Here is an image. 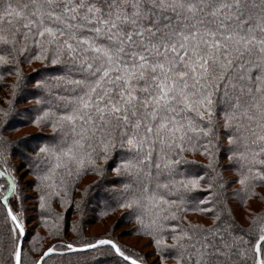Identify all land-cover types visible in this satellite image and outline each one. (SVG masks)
<instances>
[{
    "label": "snow or ice",
    "instance_id": "6c2138e0",
    "mask_svg": "<svg viewBox=\"0 0 264 264\" xmlns=\"http://www.w3.org/2000/svg\"><path fill=\"white\" fill-rule=\"evenodd\" d=\"M22 58L44 65L31 88ZM13 74L0 107V264H264V205L250 203L264 202V0H0V81ZM21 115L54 136L28 152L27 137L5 135ZM117 158L118 186L105 180ZM89 173L77 215L98 195L100 215L122 210L132 227L119 235L147 237L151 252L113 238L118 221L89 238L77 220L68 237L52 204L67 208ZM30 210L55 242L29 239ZM189 211L211 223H173Z\"/></svg>",
    "mask_w": 264,
    "mask_h": 264
},
{
    "label": "trees",
    "instance_id": "16d2710c",
    "mask_svg": "<svg viewBox=\"0 0 264 264\" xmlns=\"http://www.w3.org/2000/svg\"><path fill=\"white\" fill-rule=\"evenodd\" d=\"M20 67L22 69L23 75L25 76V78L28 80V84H29V88H31V85L33 83H35L36 79H39L40 75H42L43 73H37V72H33V69H42L44 67V65H42L40 62H32V63H28L27 61L21 60V64ZM49 68L51 69V66H49ZM52 75H55L56 72L55 71H51ZM15 79L14 74L11 76L6 75L4 77V79L2 81H0V107H7V105L4 103L5 100H9L12 99L11 96V91L12 89L9 87V85L11 83H13ZM55 92V89H54ZM40 93H37V95H39ZM32 103H34V101L29 98L28 100H22L17 104L18 108H25V107H29ZM12 125L14 126L15 130H10V131H6L5 135H7L11 140H16L20 137H27L28 139L25 141V144L27 145V151L28 152H32L33 149H38L39 146L41 144H43L45 141L50 140L54 134L52 132V129L50 126H45L42 128H37L36 126H34L33 124H31L30 122H27L26 120L23 119V116H16L13 118V120L11 121ZM32 128L31 131H28L26 133H18L19 135H16V133L18 132V130H23L24 128ZM219 131L222 133L224 131L223 129V125H220ZM222 139L224 141L223 147H227V138L222 136ZM188 158L189 159H196L197 161H199L200 163H206V159L204 157H201L198 153L193 156L191 153H188ZM14 161L18 162L16 160V157H13ZM118 162V158L117 159H113L110 160L108 162V166H107V176L105 177V180L107 181H115L116 186H118L119 184V180L114 177L111 169L113 167H115L116 163ZM220 163L221 164H226L227 163V159H226V154L222 155L220 157ZM232 173L230 170H225L224 171V175L226 177V179H234V176L229 178L227 176H230ZM233 175V174H232ZM96 177L94 174L89 173L86 176L81 177V179L79 180L78 184L76 185L77 187V191L72 195V203L67 207V208H61L59 201L57 200L55 203L52 204V209L55 213H62L65 217L63 223L65 226V229L67 230V234L68 237L73 236L74 234L72 232H69L71 230V226L74 222V217L77 216L78 220H80L81 224H82V228H83V236L84 237H96L98 238V236H90L87 234V230L86 228L89 226V224H93V222H95V220L101 219V220H108L110 218H113V215L118 214L119 218H114L113 221L110 223L111 225L113 224L114 221H118L119 222V226L118 228H122L123 227H128L131 228L132 225L130 223H127V217L124 216L123 219H121V215H122V210L117 209L114 212H110L109 215L107 217L100 215V213L103 210V204L101 202V200H99V196H92L90 194L89 199L91 200V204L89 205V207L86 209L85 214L81 217L78 216L75 210V200L80 198V192L83 190L84 186H86L87 184H90L93 180H95ZM234 185V187L232 188V186ZM112 186V185H109ZM237 185L235 183H232L228 186L229 192L232 191V189L236 188ZM257 191H259V188L257 189ZM34 197L36 200V205H37V211H38V193L34 192ZM235 204V203H234ZM230 207H233V203L229 204ZM236 206V205H235ZM37 211H35L36 214V220L39 222V225L44 228L37 216ZM185 216V219L183 220H179V221H174L173 223H178L181 226H187V221H192L194 223H201L204 224L205 226L209 225L211 223V216H203L200 215L199 213H195V212H186L183 214ZM192 215H195L194 217H191ZM196 217L201 218V220L197 219ZM194 218V219H193ZM35 220V219H34ZM204 220H206V222H203ZM240 223H242L239 219H237ZM243 224V223H242ZM46 229V228H44ZM47 229L45 230L44 233H40V236L46 237L45 241H42V243L44 245H47L50 242H55V240L57 238L55 237H47ZM130 235L139 237L137 234L132 233ZM114 238V237H113ZM142 238V237H141ZM146 238L148 240L147 237H143ZM120 243V242H119ZM168 243H171V240H168ZM41 246V245H40ZM37 245V247H40ZM132 247V246H129ZM134 250L139 251L138 248L136 247H132ZM102 264H104V262H102ZM167 264H174V261H172L171 259L168 260Z\"/></svg>",
    "mask_w": 264,
    "mask_h": 264
},
{
    "label": "rangeland",
    "instance_id": "374dc122",
    "mask_svg": "<svg viewBox=\"0 0 264 264\" xmlns=\"http://www.w3.org/2000/svg\"><path fill=\"white\" fill-rule=\"evenodd\" d=\"M32 128H24L23 130H18V132L16 133V135H19L20 133H26L28 131H31ZM19 133V134H18ZM229 178L233 177V175L231 174L230 176H227ZM234 187V185L232 186V188ZM259 191H261V194L264 195V190L259 189ZM26 194L31 197V199L26 201V204L31 208L32 205H36V200L34 197V193L31 189H26ZM100 200V199H99ZM251 203V207L254 211L259 210L261 208L262 205H264V202L262 201H252ZM234 208L236 207L235 204L233 203ZM243 212V209L240 208L237 211V219H239L242 223H246V221H244V219L242 218V216L240 215V213ZM29 216V220H28V226H29V239H31L32 235L35 234H40V233H44L46 229L42 228L39 225V222L36 220V214L35 211H29L28 213ZM195 215H192L191 217H194ZM119 218L118 214L113 215V218H110L108 220H101V219H96L95 222H93V224H89V226L86 228L87 230V234L90 236H102L104 235V233L110 228L111 226V222L113 221L114 218ZM197 219L201 220V218L196 217ZM35 219V220H34ZM194 219V218H193ZM78 218L77 216L74 217V221H77ZM203 222H206V220H204ZM123 228H128L123 227ZM122 228H116V231L114 233H112L113 237L118 239V242H120L122 245L125 246H132V247H136L138 248V250L141 253H147V252H151L152 248H144L142 247L143 244H145L147 242L146 238H141V237H136L130 234H123V235H119V233L121 232ZM69 232H72L71 230ZM27 243V241H26ZM38 246H40V244H37ZM151 260V257L149 258Z\"/></svg>",
    "mask_w": 264,
    "mask_h": 264
}]
</instances>
